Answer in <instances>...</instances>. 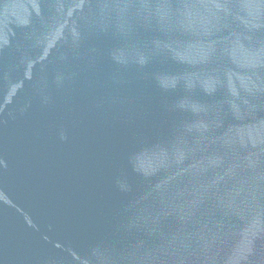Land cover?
Listing matches in <instances>:
<instances>
[{
	"label": "water",
	"instance_id": "95a60500",
	"mask_svg": "<svg viewBox=\"0 0 264 264\" xmlns=\"http://www.w3.org/2000/svg\"><path fill=\"white\" fill-rule=\"evenodd\" d=\"M0 264H264V0H0Z\"/></svg>",
	"mask_w": 264,
	"mask_h": 264
}]
</instances>
